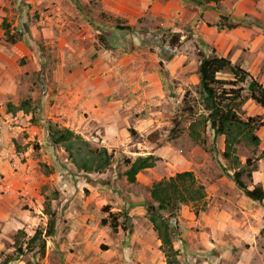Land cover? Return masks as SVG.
Wrapping results in <instances>:
<instances>
[{
	"label": "rangeland",
	"instance_id": "1",
	"mask_svg": "<svg viewBox=\"0 0 264 264\" xmlns=\"http://www.w3.org/2000/svg\"><path fill=\"white\" fill-rule=\"evenodd\" d=\"M179 1L180 7H173L170 13H130L127 19L106 13V0H4L0 9V98L8 83L21 92L48 79L65 86L77 75L81 80L77 93L92 90L99 105L110 103L103 114L113 113L121 129L111 135L89 129L88 139L83 136L93 146L115 151L112 166L103 174L77 172L65 153L54 149L52 161L59 164L58 176L67 183L66 195L61 200L55 187L45 183L40 213L21 203L11 217H5L8 222L0 217V264H165L144 206L156 205L153 196L161 197L160 191L153 194L157 185L182 172L192 173L203 188V198L181 203L170 220L179 264H264V200L260 204L246 198L224 176L222 170L232 175L235 164L223 157L224 136L215 137L204 120L197 76L198 51L206 56L227 54L239 66L240 61L250 62L249 71L264 85V34L246 24L233 34L217 32L205 24L204 33L196 29L198 19L211 25L217 15L233 23L258 20L264 24L259 18L264 13L255 5L252 12L240 11L242 0H220L210 11L208 4L201 7L202 12L208 11L204 18L195 15L199 7L189 3L191 0ZM247 1L245 7L250 8L256 0L243 3ZM114 17L132 30H116ZM173 25L182 29L181 43L176 47L167 42ZM99 35L104 37L107 50L100 45ZM252 53L255 56L251 57ZM228 77L218 75L219 79ZM184 97L193 114L184 110ZM3 101L0 108H5ZM239 116L243 121H259L264 110L246 98ZM128 129H133L135 136H130ZM120 130H126L127 135ZM252 136L258 142L254 143ZM23 145L19 140L18 147ZM31 145L37 153L38 144ZM263 147L264 126L238 133L232 143L240 165L246 160L256 165L251 179L243 177L249 189L260 185L264 191V156L259 158ZM146 155L157 158L154 167L139 172L135 181L129 182L124 176V160ZM35 169L46 174L54 168L38 162ZM187 186L176 179L165 187V193L179 199L187 196ZM56 205L63 207L61 216L65 217H56ZM105 206L118 217L129 216V233L100 225L108 216L101 210ZM162 214L171 217L167 212ZM51 215L54 234L43 236L41 255L39 239L31 238L36 230L44 235ZM18 231L24 233L18 235L24 253L4 263L8 256L15 257L13 239Z\"/></svg>",
	"mask_w": 264,
	"mask_h": 264
},
{
	"label": "trees",
	"instance_id": "2",
	"mask_svg": "<svg viewBox=\"0 0 264 264\" xmlns=\"http://www.w3.org/2000/svg\"><path fill=\"white\" fill-rule=\"evenodd\" d=\"M189 3L199 7L200 17L202 15L201 7L203 5L213 3L215 6H218L220 0H191ZM112 20L115 22L114 28L116 30H132V27L129 25H122L119 17H114ZM242 24L257 27L264 34V24L259 23L258 20L246 23L240 20L237 23H233L224 15H219L214 25L207 24V26L214 27L220 32L231 31L240 27ZM181 32L182 29L175 25L169 29V37L167 39L169 46L176 47L181 43ZM98 41L104 49H108V45L102 35L98 36ZM197 56L199 96L203 110L206 112L204 120L208 123L215 137L224 136L223 157L235 164L232 175H229L226 170H222L223 174L225 177L232 180L235 187L246 198L262 204L264 200V191L262 187L256 185L252 189H249L243 182V177L251 179V174L256 170V165L249 160H246L244 166L240 165L237 159L234 158L232 143L238 133L264 126V116L259 118V121H255L254 118H248L247 121H243L239 116V112L246 98L252 100L264 110V85L259 83L244 67L239 66L226 57L217 56L215 54L206 56L201 51L197 52ZM219 74H227L229 77L226 79H219ZM245 91L248 93L247 97L243 95ZM182 102L184 104V110L189 114H193L194 109L192 105H187L185 97ZM28 104L29 100H23L17 108L10 107L9 105L7 107L8 111L11 112L23 111L27 113ZM45 130L50 145L60 148L65 153L66 159L77 172H81L85 175L103 174L112 166L115 154L114 150H108L104 146H93L79 133L69 128L62 127L51 120L46 121ZM128 132L130 136H135V131L133 129H128ZM251 139L254 143L258 142V138L255 136H252ZM263 156L264 147L259 158ZM156 161L157 158L153 155L138 156L133 161L125 159L123 163L127 166V170L124 172V176L132 183L135 181V176L139 172L154 167ZM48 174H50V172L46 173V175ZM176 179L188 183V186L184 187L187 196H181L179 199H175L173 196L165 193V187ZM159 187H162V189L159 190ZM155 190L157 191L155 192ZM155 190L153 194L158 195L160 191L161 197L157 198L153 196L156 205L147 203L144 206L145 215L160 242L159 249L163 255L165 264H179L177 259L178 251L173 247L174 228L170 224V220L175 218V214L181 203L194 202L203 198V188L196 183L191 172H182L176 174L175 178L170 179L167 183H159ZM172 191L175 193L174 188ZM101 210L108 214L107 217L100 220L101 226H108L113 232H117L118 229H121L124 233L130 232L128 225L129 216L127 214L118 217L110 213V209L107 206L102 207ZM163 212H167L171 217L163 216ZM53 217L52 215L50 216L44 235H42L41 230H36L31 238L32 241L39 239L38 246L41 255L44 254L45 247L43 236L50 237L54 234L55 219ZM174 222V225L177 227L176 221ZM21 234L23 235L24 233L18 231L13 239L15 257L8 256L4 263L11 262L15 258L23 255V246L18 238V235Z\"/></svg>",
	"mask_w": 264,
	"mask_h": 264
},
{
	"label": "crops",
	"instance_id": "3",
	"mask_svg": "<svg viewBox=\"0 0 264 264\" xmlns=\"http://www.w3.org/2000/svg\"><path fill=\"white\" fill-rule=\"evenodd\" d=\"M180 3L179 0H106L104 11L127 19L130 13L143 14L146 11L161 16L162 14L170 13L175 6L176 8L180 7ZM3 4L4 0H0V9ZM246 4H248V1L243 3L242 0L239 3L240 11L252 12L253 5H255L258 11L261 10L264 13V0L254 1L249 6L250 8H246ZM213 6L215 5L212 3L208 4L209 8L207 10L210 11ZM207 12L203 11L201 16L204 15V18H206ZM199 14L198 8V12L195 15L199 16ZM218 17L219 15L214 17L211 25L216 23ZM259 18L264 19V16ZM198 20L196 29L201 34L204 33V24L205 26L207 25L202 18ZM236 29L220 32L233 34ZM31 55H33L32 52ZM253 56H255V53H252L251 57ZM222 57L227 58V54L222 55ZM229 59L236 63L234 58ZM239 63L249 71L250 62L240 61ZM27 68L26 65L25 70ZM249 72L256 79L254 72ZM75 76L73 79L71 77L69 79L71 81L65 86L59 80L52 82L48 79L45 84H40L32 89L28 87L21 92L13 89V87L9 86V83L3 88L5 93L0 98V101L3 99V104H5V108H0V143L3 144L1 145L2 150H0V205H2L0 206V217L5 222H8L5 217H11L14 213L13 210L21 203L32 207L35 213H40L39 200L42 199L40 193L45 183L55 187L61 200L66 195L64 189L67 188V183H65L63 176H58L59 164L52 161L55 159L53 153L57 147L51 146L48 142L45 130L46 121L56 122L60 126L69 128L87 139L89 136L86 132L89 129L100 131L105 135H111V133L121 129L113 113L105 112L103 114L104 111H108L110 108V103H106L105 106L99 105L101 102H96L97 99H93L92 90H84L82 93H77L76 88H78L80 79H77L79 76ZM24 99L29 100L27 113L23 111L11 112L6 109L8 105L15 108L19 107V104ZM121 134L127 135L126 130H123ZM19 140L22 141L24 147H18ZM115 140L116 138L113 139V141ZM33 142L38 144L37 153H34L35 147L33 148L31 145ZM17 150L20 152H17ZM30 153H32V157ZM35 154H38L37 158H34ZM38 162H46L50 167L54 168L53 171L46 175L40 170H36L35 167L38 166ZM54 209L57 210L56 217H65V215L61 216L63 207L58 208L56 205ZM62 212L65 213V210Z\"/></svg>",
	"mask_w": 264,
	"mask_h": 264
}]
</instances>
